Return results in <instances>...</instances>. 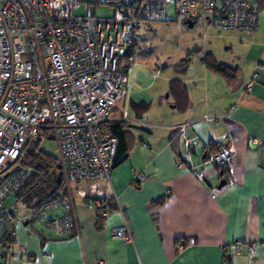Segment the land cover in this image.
Listing matches in <instances>:
<instances>
[{"label": "crops", "instance_id": "1", "mask_svg": "<svg viewBox=\"0 0 264 264\" xmlns=\"http://www.w3.org/2000/svg\"><path fill=\"white\" fill-rule=\"evenodd\" d=\"M238 38L244 46L231 66L235 77L229 81L207 67L192 86L186 85L185 107L173 99L170 106L179 114L169 129L140 135L133 129L146 123L137 112L129 117L126 102L116 103L111 119L125 110L129 123L138 125L126 127L128 149L110 177L131 241L113 235L123 220L118 210L99 220L88 205L86 185L73 184V227L58 233L40 219L34 227L15 215L10 248L0 242V264H264V70L255 67L264 63V26L259 23ZM205 115L212 118L203 120ZM183 136L198 143L178 165ZM225 143L234 150L235 168L231 180L219 186L222 177L207 156ZM187 238L193 242L177 250L176 244ZM236 238L256 242L252 257L244 247L225 256L224 244Z\"/></svg>", "mask_w": 264, "mask_h": 264}, {"label": "built area", "instance_id": "2", "mask_svg": "<svg viewBox=\"0 0 264 264\" xmlns=\"http://www.w3.org/2000/svg\"><path fill=\"white\" fill-rule=\"evenodd\" d=\"M113 7L108 16L95 15L97 2L85 0H0V226L2 238H14L15 193L29 172L17 158L28 141L53 138L57 164L68 196L33 209V214L58 233L70 230L75 221L71 194L73 184L86 185L88 205L107 217L118 210L122 222L113 235L131 241L133 233L125 220L111 183L117 137L106 122L116 103L126 93V76L120 58L134 39L142 21L165 15V5L174 2L184 18L210 15V23L220 29L254 30L259 26L257 0H104ZM84 4L83 14L74 10ZM256 68L264 70L263 62ZM257 71L252 72V77ZM251 82L246 83L250 88ZM120 119L129 120L123 110ZM203 116V120L211 119ZM185 124L179 125L182 128ZM222 138L227 134H221ZM255 141V139H254ZM185 151L178 165L198 140L183 136ZM258 143V142H257ZM262 146V143H258ZM207 160L225 168L227 181L235 168L234 150L229 143L210 152ZM198 177L200 168L192 166ZM136 173L135 178H141ZM9 195L12 200L6 202ZM213 196V194H212ZM60 205V216L50 219L46 210ZM193 238L176 244L182 249ZM255 241L234 239L224 244L229 253L242 247L252 257ZM9 245L7 249H9Z\"/></svg>", "mask_w": 264, "mask_h": 264}, {"label": "rangeland", "instance_id": "3", "mask_svg": "<svg viewBox=\"0 0 264 264\" xmlns=\"http://www.w3.org/2000/svg\"><path fill=\"white\" fill-rule=\"evenodd\" d=\"M85 1L97 2L95 15L108 16L113 13V7L105 4L104 0ZM256 5L260 13V28H262L264 0H257ZM84 11V4L81 3L74 13L83 14ZM165 14L170 16V19L161 15L142 21L134 31V39L129 45L128 52L119 61V66L126 76L127 90L117 102V106L120 107L122 102H126L129 117H132L136 113L133 102L146 103L141 115L138 116V120L145 122L146 126L139 124L141 128L133 129L140 135L148 134L147 131L150 130L155 132L169 129L172 117L179 114L170 106L173 102L172 96L167 95L170 79H182L187 86H192L195 77L201 76L205 71L208 72L203 61L207 53L219 62L234 66L236 61H239L237 54L242 52L244 46L238 37L251 32V30L220 29L210 23L208 14L197 16L193 24L187 26L183 22L184 17L177 12L174 2L165 5ZM187 56L189 60L183 70L179 64ZM39 148L57 157V145L53 138L42 139ZM11 200L12 195H9L6 202ZM60 208L61 206H54L47 209L46 217L50 219L60 216L63 211ZM33 209L17 201L15 215L21 221L28 219L27 224L30 225L32 222L34 227H39L41 221L35 217Z\"/></svg>", "mask_w": 264, "mask_h": 264}, {"label": "trees", "instance_id": "4", "mask_svg": "<svg viewBox=\"0 0 264 264\" xmlns=\"http://www.w3.org/2000/svg\"><path fill=\"white\" fill-rule=\"evenodd\" d=\"M195 18L196 17L190 18L192 24ZM186 19L187 18L183 19L184 23H186ZM128 49L126 50L125 54L128 52ZM188 60L189 56L183 58L179 64L183 70L186 68ZM203 61L206 67L218 72L227 80L230 81L235 77L236 67H231L225 63L217 61L210 53H207L203 57ZM167 95H171L173 97V103L175 105L176 100H179L183 102L182 105L185 107L187 102V90L185 82L182 79H170ZM133 104V108L137 112V115L142 112V108H144L146 105L145 102H133ZM129 124L130 123L128 120H123L120 118L110 119L106 122L107 129L111 133L115 134L118 140L117 151L112 164L113 166L118 164L126 155L128 149L126 143V127ZM216 149H211V151L209 150V153L215 151ZM179 157H181V154ZM17 163L21 167H28L29 172L21 188L14 195L16 201H20L29 208L37 209L57 198L68 196V189L65 184L61 169L57 164L56 156L45 153L40 148H38L36 143L28 141L25 144L17 158ZM216 167L220 173V176H225L224 178H227L225 168L221 167L220 165H217ZM96 212L98 219L101 220L103 217L101 216L100 212L98 210H96ZM11 241L8 237L0 239L1 244L5 249L6 245L12 243ZM227 255H229V252L225 251V256Z\"/></svg>", "mask_w": 264, "mask_h": 264}, {"label": "water", "instance_id": "5", "mask_svg": "<svg viewBox=\"0 0 264 264\" xmlns=\"http://www.w3.org/2000/svg\"><path fill=\"white\" fill-rule=\"evenodd\" d=\"M186 24H187V26H191L192 25V22H191L190 18L186 19ZM130 126H138V125L135 124V123H131ZM19 168H20V165H16L15 167H13L12 170H17ZM225 182H226L225 178L222 177V178H220L218 185L221 186V185L225 184Z\"/></svg>", "mask_w": 264, "mask_h": 264}]
</instances>
